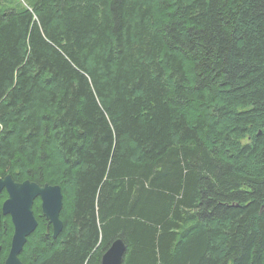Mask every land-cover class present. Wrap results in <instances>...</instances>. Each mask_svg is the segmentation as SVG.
<instances>
[{"label": "trees", "instance_id": "1", "mask_svg": "<svg viewBox=\"0 0 264 264\" xmlns=\"http://www.w3.org/2000/svg\"><path fill=\"white\" fill-rule=\"evenodd\" d=\"M7 175L63 193L24 264H264V0H0Z\"/></svg>", "mask_w": 264, "mask_h": 264}, {"label": "water", "instance_id": "2", "mask_svg": "<svg viewBox=\"0 0 264 264\" xmlns=\"http://www.w3.org/2000/svg\"><path fill=\"white\" fill-rule=\"evenodd\" d=\"M6 191L8 199L3 203L0 212V238L3 226L2 217H11L14 235L9 256L5 264H23L19 256L28 242V238L37 230L38 221L34 213L35 201L41 199L42 213L48 223V231L52 227L53 237L57 239L63 232L61 220L63 209V193L60 186H41L35 182H16L11 175L0 178V195ZM2 246L0 245V252ZM127 246L123 239L115 241L102 258V264H124Z\"/></svg>", "mask_w": 264, "mask_h": 264}, {"label": "bare ground", "instance_id": "3", "mask_svg": "<svg viewBox=\"0 0 264 264\" xmlns=\"http://www.w3.org/2000/svg\"><path fill=\"white\" fill-rule=\"evenodd\" d=\"M2 211V210H1ZM0 211V212H1ZM4 219V216L2 217V220ZM24 250V249H23ZM10 253V252H9ZM9 256V255H8ZM8 258V257H7ZM19 259H20V256H19ZM7 260V259H6ZM20 261H21V259H20ZM6 262V261H5ZM22 262V261H21ZM23 263V262H22ZM5 264V263H4ZM24 264V263H23Z\"/></svg>", "mask_w": 264, "mask_h": 264}, {"label": "flooded vegetation", "instance_id": "4", "mask_svg": "<svg viewBox=\"0 0 264 264\" xmlns=\"http://www.w3.org/2000/svg\"><path fill=\"white\" fill-rule=\"evenodd\" d=\"M51 228H52V227H51ZM51 228H50V229H51ZM52 231H53V229H52Z\"/></svg>", "mask_w": 264, "mask_h": 264}]
</instances>
